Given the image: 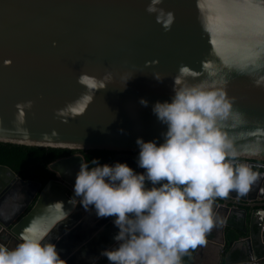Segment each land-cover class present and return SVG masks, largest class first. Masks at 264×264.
<instances>
[{
	"label": "water",
	"instance_id": "water-1",
	"mask_svg": "<svg viewBox=\"0 0 264 264\" xmlns=\"http://www.w3.org/2000/svg\"><path fill=\"white\" fill-rule=\"evenodd\" d=\"M262 30L264 0H0V142L114 150L105 163L142 172L136 139L162 142L166 125L152 106L171 99L183 65L195 73L189 84L222 88L239 114L220 122L237 157L264 161ZM106 73L113 79L99 89ZM92 78L100 81L95 87ZM86 94L91 102L81 99ZM82 162V152L50 162L47 183L0 164V194L11 177L34 188L18 211H0V245L14 248L31 229L54 242L67 264H95L115 245L113 217L68 203ZM56 201L72 208L64 221L48 207ZM242 208L251 230L234 241L225 262L264 264V233L254 230L255 220L264 222V196L232 192L214 200V215L224 221L205 234L190 264L205 252L221 264L225 228H237Z\"/></svg>",
	"mask_w": 264,
	"mask_h": 264
},
{
	"label": "clouds",
	"instance_id": "clouds-1",
	"mask_svg": "<svg viewBox=\"0 0 264 264\" xmlns=\"http://www.w3.org/2000/svg\"><path fill=\"white\" fill-rule=\"evenodd\" d=\"M189 75L195 73L182 65L171 99L152 106L166 125L162 142L136 139L137 165L144 171L137 172L127 162L101 163L93 158L82 162L76 173L68 203L72 208L79 204L94 209L97 217H113L118 228L115 245L100 253L109 264H182V256L203 243L205 234L220 222L214 215V200L231 190L244 193L257 180L250 165L237 161L238 153L221 127L222 120L239 116L225 91L207 82L189 84ZM155 78L163 81L160 73ZM112 79L106 73L99 89ZM97 83L95 78L88 81L92 87ZM81 99L91 102L87 94ZM140 103L146 106L148 101L141 98ZM71 111L75 114L76 109ZM48 207L63 221L72 211L64 201ZM0 264L67 261L54 242L28 229L14 248L0 245Z\"/></svg>",
	"mask_w": 264,
	"mask_h": 264
},
{
	"label": "trees",
	"instance_id": "trees-1",
	"mask_svg": "<svg viewBox=\"0 0 264 264\" xmlns=\"http://www.w3.org/2000/svg\"><path fill=\"white\" fill-rule=\"evenodd\" d=\"M79 151L85 155L87 163H90L93 158H99L101 163H105L116 154V151L108 149L86 151L63 147L32 146L11 142H0V164L9 165L15 171L20 172L24 178L35 179L47 183L51 178H54V173L49 170V163L60 157L68 156ZM30 208L31 206L28 210ZM225 234V251H228L232 247L235 240L246 235L231 227L227 228ZM195 248L189 249V251L182 256V264H190ZM97 264H109V262L106 257H103ZM222 264H224V262Z\"/></svg>",
	"mask_w": 264,
	"mask_h": 264
},
{
	"label": "flooded vegetation",
	"instance_id": "flooded-vegetation-1",
	"mask_svg": "<svg viewBox=\"0 0 264 264\" xmlns=\"http://www.w3.org/2000/svg\"><path fill=\"white\" fill-rule=\"evenodd\" d=\"M236 159L238 162H242V163H246L250 165L252 170L257 174V180L254 181L249 186L248 190L244 193H239L238 191H235V190H231L230 192L236 193V194L239 193L241 195L248 196V197L254 196V195L264 196V161L257 160V159L243 158V157H237ZM17 173L22 178H24L20 172H17ZM24 179H28V178H24ZM4 182L6 183V186L3 189V193L0 194V211L2 212V209H5L13 213L15 211H18L22 205L27 204V201L31 199L30 196L34 192V188L33 187L28 188L27 186L25 187L18 177L16 178L11 177L8 180H5ZM250 210L251 209H249V211ZM238 216L240 218V222L238 223L237 228L231 225H227L225 228V232L228 227H231L235 229L236 231H240V232H243V230H247V231L251 230V225L249 222L250 212L248 213L247 218H246V211L242 208L238 210ZM219 221L220 222L213 228H219L222 226V223L224 220L221 221V219H219ZM254 223H255L254 230L259 229V231L264 233V222L262 223L261 221L260 222L261 224L259 223V226L257 225L256 220L254 221ZM99 260L95 264H97Z\"/></svg>",
	"mask_w": 264,
	"mask_h": 264
},
{
	"label": "crops",
	"instance_id": "crops-1",
	"mask_svg": "<svg viewBox=\"0 0 264 264\" xmlns=\"http://www.w3.org/2000/svg\"><path fill=\"white\" fill-rule=\"evenodd\" d=\"M9 211V210H8ZM263 232H261V234H262ZM264 235V234H263ZM264 237V236H263ZM258 238V237H257ZM207 246H210L209 244H206V247ZM226 243H225V245L223 246V248H224V254H223V260H222V262H221V264L224 262V264H227L226 262H225V256H226V254H227V252L229 251H225L226 250ZM207 253L205 252V254H201V253H198L197 255H196V257L194 258V260L192 261V263L191 264H216V262H217V259L216 258H214V257H209V256H207L206 255ZM232 256V255H231ZM231 259H233V258H231Z\"/></svg>",
	"mask_w": 264,
	"mask_h": 264
},
{
	"label": "snow or ice",
	"instance_id": "snow-or-ice-1",
	"mask_svg": "<svg viewBox=\"0 0 264 264\" xmlns=\"http://www.w3.org/2000/svg\"><path fill=\"white\" fill-rule=\"evenodd\" d=\"M262 34H264V30H262Z\"/></svg>",
	"mask_w": 264,
	"mask_h": 264
}]
</instances>
